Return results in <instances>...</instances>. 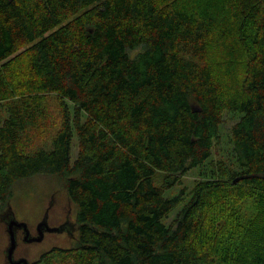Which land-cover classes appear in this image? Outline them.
Returning a JSON list of instances; mask_svg holds the SVG:
<instances>
[{
    "label": "trees",
    "instance_id": "trees-1",
    "mask_svg": "<svg viewBox=\"0 0 264 264\" xmlns=\"http://www.w3.org/2000/svg\"><path fill=\"white\" fill-rule=\"evenodd\" d=\"M0 101V216L37 175L75 216L31 264H264V0H0Z\"/></svg>",
    "mask_w": 264,
    "mask_h": 264
},
{
    "label": "rangeland",
    "instance_id": "rangeland-1",
    "mask_svg": "<svg viewBox=\"0 0 264 264\" xmlns=\"http://www.w3.org/2000/svg\"><path fill=\"white\" fill-rule=\"evenodd\" d=\"M3 102L0 101V117L6 115ZM50 116L57 118V105L54 98L51 99ZM57 118V119H55ZM52 119V120H53ZM235 121V117L231 114L225 113L224 122L222 124V131H227L228 128ZM55 126L51 125L47 129L46 127L40 134V136L33 135V146L42 145L43 140L49 136ZM77 139L73 137V151H75ZM214 156H218V152H215ZM199 178L197 169L189 170L183 177L181 184L166 190V196H172L180 191L181 187H187L190 189L196 179ZM186 194L185 199H187ZM52 202V204H51ZM51 204V206H50ZM182 204V203H181ZM180 204V205H181ZM9 205L19 221L27 223L30 230L36 233L35 228L37 223L42 219L44 214L48 213V222L51 226L58 225L65 218L73 224L71 233H45L43 239L40 242L26 243L19 241L17 248L14 250L15 257H25L30 262H35L39 256L45 250L50 249L52 246H70L73 240V234L75 232V216L73 213V206L70 204L64 191L61 189L59 182L55 178H49L44 175H37L32 178L24 179L17 182L13 187L12 197L9 201ZM7 207L1 212L5 215ZM175 211L169 214L168 221L175 215ZM65 219V220H66ZM72 237V238H71ZM8 245V235L6 231L5 219L0 218V264H5V249Z\"/></svg>",
    "mask_w": 264,
    "mask_h": 264
},
{
    "label": "water",
    "instance_id": "water-1",
    "mask_svg": "<svg viewBox=\"0 0 264 264\" xmlns=\"http://www.w3.org/2000/svg\"><path fill=\"white\" fill-rule=\"evenodd\" d=\"M52 204V202H51ZM50 204V206H51ZM5 215L7 218L5 219L6 231L8 235V245L5 249V257L9 264H30L28 259L25 257H20L18 259L14 258V250L16 248V230L22 228L24 231L23 241L24 242H40L45 232H56L62 233L63 231H69L70 221L66 219L65 222L50 226L48 224V213L46 212L42 219L36 225V234L31 235L28 229L27 223L24 221H19L16 219L10 205H8Z\"/></svg>",
    "mask_w": 264,
    "mask_h": 264
},
{
    "label": "flooded vegetation",
    "instance_id": "flooded-vegetation-1",
    "mask_svg": "<svg viewBox=\"0 0 264 264\" xmlns=\"http://www.w3.org/2000/svg\"><path fill=\"white\" fill-rule=\"evenodd\" d=\"M0 218H4V219H6L7 218V216L6 215H2L1 214V216H0ZM66 219V218H65ZM63 220L62 222H60L59 224H61V223H63V222H65L66 220ZM68 219V218H67ZM48 224H49V222H48ZM58 224V225H59ZM50 225V224H49ZM28 226V225H27ZM51 226V225H50ZM69 231H63L62 233H64V232H69V233H71V231H72V227H73V224L70 222V224H69ZM28 229H29V231H30V234L31 235H35L36 233H34V232H32L31 230H30V228L28 227ZM35 231H36V229H35ZM45 233H50V232H45ZM45 233H44V235H45ZM23 236H24V231H23V229L22 228H20V229H17L16 230V241H17V244H16V246H18V242L19 241H22V242H24L23 241ZM26 243H32V242H26ZM17 248V247H16ZM20 257H22V256H19V257H15L14 256V258L15 259H18V258H20ZM29 263L31 264V262L29 261ZM5 264H9L8 262H7V260L5 261Z\"/></svg>",
    "mask_w": 264,
    "mask_h": 264
}]
</instances>
